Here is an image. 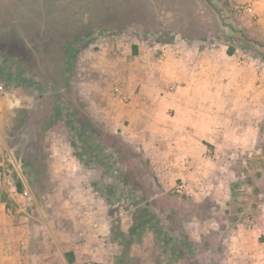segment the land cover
Here are the masks:
<instances>
[{
	"label": "rangeland",
	"instance_id": "374dc122",
	"mask_svg": "<svg viewBox=\"0 0 264 264\" xmlns=\"http://www.w3.org/2000/svg\"><path fill=\"white\" fill-rule=\"evenodd\" d=\"M258 1L0 0V241L35 264H231L227 239L253 183L177 192L188 184L162 180L152 138L118 132L117 103L91 92L115 77L77 65L112 37L179 36L264 71Z\"/></svg>",
	"mask_w": 264,
	"mask_h": 264
},
{
	"label": "crops",
	"instance_id": "0c3cea01",
	"mask_svg": "<svg viewBox=\"0 0 264 264\" xmlns=\"http://www.w3.org/2000/svg\"><path fill=\"white\" fill-rule=\"evenodd\" d=\"M108 40L101 41L99 53H90V60L83 56L77 66L81 72L90 70L94 79L115 77L122 97L114 90L115 82L97 87L93 80L90 88L108 105L117 103L116 118L123 123L117 131L150 136L153 148L145 151L154 155L162 180L181 178L195 196L225 190L231 183H253L255 190L240 200L241 216L227 239L231 254L225 260L264 264L261 66L251 57L205 47L188 37L151 44L138 40L132 46L124 39ZM246 212L253 220L242 217ZM15 247L13 241H0V264H35L33 258L19 256Z\"/></svg>",
	"mask_w": 264,
	"mask_h": 264
},
{
	"label": "built area",
	"instance_id": "2783aa9c",
	"mask_svg": "<svg viewBox=\"0 0 264 264\" xmlns=\"http://www.w3.org/2000/svg\"><path fill=\"white\" fill-rule=\"evenodd\" d=\"M114 90H115L116 94L120 95L121 97L123 96V94L121 92V88L119 86H116L114 88ZM186 189H187V187L184 184H182L179 187H177L176 191L179 193H184V191L186 192Z\"/></svg>",
	"mask_w": 264,
	"mask_h": 264
},
{
	"label": "trees",
	"instance_id": "16d2710c",
	"mask_svg": "<svg viewBox=\"0 0 264 264\" xmlns=\"http://www.w3.org/2000/svg\"><path fill=\"white\" fill-rule=\"evenodd\" d=\"M232 31H235V29H233ZM235 32H236V31H235ZM243 40H244V42H246V43H249V44L251 43V41H250L251 39H249V38H248V39L244 38ZM230 52H232V51L230 50ZM69 260H70V262L73 261L71 258H70Z\"/></svg>",
	"mask_w": 264,
	"mask_h": 264
}]
</instances>
